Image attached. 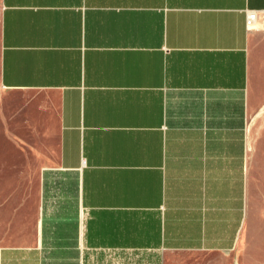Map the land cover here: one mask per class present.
Returning <instances> with one entry per match:
<instances>
[{
	"label": "crops",
	"instance_id": "0c3cea01",
	"mask_svg": "<svg viewBox=\"0 0 264 264\" xmlns=\"http://www.w3.org/2000/svg\"><path fill=\"white\" fill-rule=\"evenodd\" d=\"M251 10L264 0H0V90L50 131L34 186L4 214L0 264L264 251Z\"/></svg>",
	"mask_w": 264,
	"mask_h": 264
},
{
	"label": "rangeland",
	"instance_id": "374dc122",
	"mask_svg": "<svg viewBox=\"0 0 264 264\" xmlns=\"http://www.w3.org/2000/svg\"><path fill=\"white\" fill-rule=\"evenodd\" d=\"M264 27V14L259 15ZM252 115V127L256 125ZM19 111L18 94L0 90V230L4 214L33 187L50 131L40 130ZM180 264H264V251L238 247L230 252L188 254L172 258Z\"/></svg>",
	"mask_w": 264,
	"mask_h": 264
},
{
	"label": "built area",
	"instance_id": "2783aa9c",
	"mask_svg": "<svg viewBox=\"0 0 264 264\" xmlns=\"http://www.w3.org/2000/svg\"><path fill=\"white\" fill-rule=\"evenodd\" d=\"M259 19V13L251 10L246 13L245 22L247 26H251L252 23Z\"/></svg>",
	"mask_w": 264,
	"mask_h": 264
},
{
	"label": "bare ground",
	"instance_id": "6f19581e",
	"mask_svg": "<svg viewBox=\"0 0 264 264\" xmlns=\"http://www.w3.org/2000/svg\"><path fill=\"white\" fill-rule=\"evenodd\" d=\"M255 22H256V21H255ZM251 26H252V28L255 27V23H253Z\"/></svg>",
	"mask_w": 264,
	"mask_h": 264
}]
</instances>
